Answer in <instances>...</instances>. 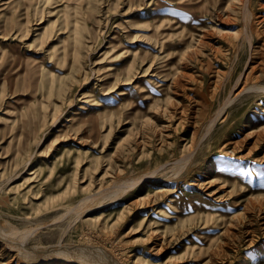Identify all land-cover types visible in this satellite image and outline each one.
<instances>
[{"label":"rangeland","instance_id":"rangeland-1","mask_svg":"<svg viewBox=\"0 0 264 264\" xmlns=\"http://www.w3.org/2000/svg\"><path fill=\"white\" fill-rule=\"evenodd\" d=\"M11 229L0 264H264V0H0Z\"/></svg>","mask_w":264,"mask_h":264},{"label":"bare ground","instance_id":"bare-ground-1","mask_svg":"<svg viewBox=\"0 0 264 264\" xmlns=\"http://www.w3.org/2000/svg\"><path fill=\"white\" fill-rule=\"evenodd\" d=\"M244 8V7H243ZM243 11V10H242ZM245 18V17H244ZM243 20V19H242ZM164 26V25H163ZM249 45V44H248ZM256 88V87H255ZM255 88H254V90H255ZM258 88V87H257ZM263 88V87H262ZM248 89V88H247ZM244 90V89H243ZM246 90V89H245ZM247 91V90H246ZM251 91V90H250ZM258 91H259V89H258ZM261 91H262V89H261ZM248 92V91H247ZM229 95V94H228ZM232 100H234V99H232ZM231 102V100H228L227 102H226V104H229ZM225 103V102H224ZM124 106V105H123ZM224 106V105H223ZM100 108V107H99ZM97 109V108H96ZM221 109H222V107H221ZM219 112H220V110H219ZM219 114L220 113H218L217 114V117L219 116ZM214 120H216V119H214ZM214 120H212L211 122H213ZM210 128H211V126H210ZM205 138V137H204ZM201 142V141H200ZM199 142V143H200ZM198 143V144H199ZM222 150V149H221ZM192 153H193V150H192ZM194 154V153H193ZM189 156V155H188ZM183 159V158H182ZM187 161V160H186ZM179 162H180V160H179ZM185 165V164H184ZM184 167V166H183ZM182 169V168H181ZM154 172V171H153ZM129 179V178H128ZM142 179V178H141ZM137 180V179H136ZM135 180V181H136ZM117 182H119V181H117ZM133 184V183H132ZM122 185H125V183L124 184H122ZM134 185V184H133ZM118 186V184H116L115 185V188ZM127 186H131L130 184L129 185H127ZM119 187H121V189L122 188H124V186H119ZM132 188V187H131ZM113 189V188H112ZM129 189V188H128ZM123 192H124V189H123ZM122 192V193H123ZM104 194V193H103ZM95 196V195H94ZM93 199V198H92ZM94 199H95V197H94ZM73 209V208H72ZM69 213V212H68ZM72 213V212H71ZM77 220V219H76ZM74 221V220H73ZM74 223V222H73ZM70 227V226H69ZM17 231V230H16ZM18 232V231H17ZM14 231H12V229H11V232H9V233H4L2 230L0 231V239L3 241V242H6V244H9V245H12L13 243H12V241H13V239H11V237L14 235ZM26 234V233H25ZM24 237H25V235H23ZM16 238V237H15ZM22 238V237H21ZM12 241H11V240ZM17 241V240H16ZM14 242V241H13ZM16 243H19V242H16ZM21 243V242H20ZM14 244H15V242H14ZM20 246L22 245V244H19ZM18 244H17V246H16V248H17V250H16V252L18 251L19 253L18 254H20V255H22V256H25L26 258L27 257H29V258H31V257H44V259H53V258H56V257H54L55 255L54 254H56L57 255V253H59L58 251H60L59 249H56V248H41V247H39V246H35V247H30V248H24V247H20ZM64 245V244H63ZM66 245V244H65ZM13 247V246H12ZM69 248V247H68ZM86 249H88L89 250V248H86ZM93 249V248H92ZM74 250V249H73ZM96 250H98V249H96ZM91 250H89V252H90ZM74 252V251H73ZM76 252V251H75ZM74 252V253H75ZM87 252V251H86ZM66 253V252H65ZM68 253H71L70 251H68ZM67 253V254H68ZM79 253V252H78ZM83 253H85L84 251H83ZM92 253V252H91ZM90 253V254H91ZM97 253V252H96ZM72 254V253H71ZM94 254V253H93ZM59 255V254H58ZM58 255H57V257H58ZM88 255V254H87ZM100 255V254H99ZM61 256V255H60ZM64 255H62V257H63ZM77 256L78 255H76V257H74V259L75 258H77ZM80 256V255H79ZM91 256V255H90ZM71 257V256H70ZM69 256H65V258H66V260H67V258H70ZM73 257V256H72ZM101 257H103L104 258V256L102 255ZM83 258V257H82ZM71 259V258H70ZM79 259V258H78ZM77 259V260H78ZM90 259V258H89ZM25 260V259H24ZM65 259L64 260H62L61 258L60 259H58L57 261H59V262H61V263H64L65 261H66ZM81 260V259H80ZM79 260V261H80ZM91 260H93L92 258H91ZM98 260V259H97ZM104 260H106V259H104ZM30 261V260H29ZM52 261H55V259H53ZM88 261V260H87ZM86 261V259L85 260H83L82 259V261H80V262H83V263H86V264H88V262ZM95 261H96V258H95ZM95 261H93V262H95ZM99 261L100 260H98V264H101V263H99ZM103 261V260H102ZM78 262V261H77ZM91 262V261H90ZM90 262H89V264H90ZM97 262V261H96ZM101 262V261H100ZM105 262V261H104ZM92 263V262H91ZM103 263V262H102ZM93 264V263H92ZM108 264V263H107Z\"/></svg>","mask_w":264,"mask_h":264}]
</instances>
